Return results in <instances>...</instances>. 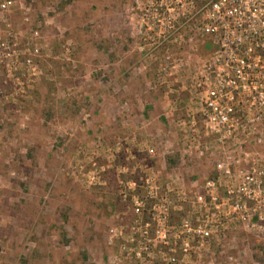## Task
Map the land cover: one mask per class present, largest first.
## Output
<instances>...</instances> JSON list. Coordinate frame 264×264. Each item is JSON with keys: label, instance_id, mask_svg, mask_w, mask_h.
Here are the masks:
<instances>
[{"label": "rangeland", "instance_id": "374dc122", "mask_svg": "<svg viewBox=\"0 0 264 264\" xmlns=\"http://www.w3.org/2000/svg\"><path fill=\"white\" fill-rule=\"evenodd\" d=\"M132 2L15 0L0 12V39L10 32L19 55L33 46L41 53L34 75L21 62L9 75L0 64V264H144L121 250L135 244L125 232L133 219L130 198L123 200L119 183L139 180L144 164L163 185L188 180L190 165L175 154L173 120L184 119L192 105L186 65L207 52L198 45H147L143 22L154 24L155 15L132 12ZM148 53L146 62H133ZM176 56L186 71L172 69ZM159 100L177 110L141 108ZM130 101L139 109L131 110ZM141 117L167 123L146 133V146L158 156L136 148L131 161L125 124ZM181 215L173 208L170 222ZM231 227L212 243L224 250L212 252V264L228 256L264 264V238ZM154 246L147 264L163 263L158 252L165 249ZM207 254H195L193 264H208Z\"/></svg>", "mask_w": 264, "mask_h": 264}, {"label": "built area", "instance_id": "2783aa9c", "mask_svg": "<svg viewBox=\"0 0 264 264\" xmlns=\"http://www.w3.org/2000/svg\"><path fill=\"white\" fill-rule=\"evenodd\" d=\"M13 6L15 0H2L0 12ZM132 6V12L155 15L150 17L154 24L143 22L147 45H198L207 54H195L186 65L192 105L176 123L175 154L181 165L189 163L188 180L163 185L144 164L137 168L142 173L139 180L119 183L123 200L130 198L133 219L125 232L128 243L135 244L121 250L147 264L154 245L161 243L162 262L178 264L177 253L184 258L202 250L209 253L212 243L223 241L231 226L263 239L264 0H133ZM3 26L10 27L4 20ZM7 36L0 39L4 72L9 75L10 68L21 62L34 75L40 49L33 46L19 55L16 40L10 32ZM150 53L144 58H152ZM172 63L173 70L186 71L180 57ZM144 153L151 159L158 156L152 146H146ZM173 208L182 215L172 224ZM113 232L122 235V230ZM223 260L239 264L234 256Z\"/></svg>", "mask_w": 264, "mask_h": 264}, {"label": "crops", "instance_id": "0c3cea01", "mask_svg": "<svg viewBox=\"0 0 264 264\" xmlns=\"http://www.w3.org/2000/svg\"><path fill=\"white\" fill-rule=\"evenodd\" d=\"M147 58L145 57H139V60H133V62H140V61H144V62H146L147 60H146ZM132 62V63H133ZM153 64H151V66H152ZM153 70H152V68H150V69H148L147 71H146V73H144V74H141L140 76L142 77V78H145V77H148V75H149V73L150 72H152ZM141 82H142V80H141ZM179 93H180V91H178ZM170 94H171V96H172V94H177V90H174V91H170ZM169 94V95H170ZM182 94V93H181ZM183 96V95H182ZM189 97H191L190 95H188ZM159 99V98H158ZM176 100V99H175ZM132 101V100H131ZM129 102V106H130V108H131V110L133 109V107H135V108H138L139 109V107H138V105L136 106L135 104H133L134 102ZM184 103V102H183ZM142 104V109L143 108H151V109H156V108H160V109H162V110H167V108H169V110L171 109L172 111L173 110H177V105H176V107L174 106V105H172V103H171V106L172 107H170V105H168L165 101H161L160 102V100L157 102V101H155V103H154V105H151V104H148L147 106H145V102L144 103H141ZM180 105H181V107H182V101L180 102ZM170 114V113H169ZM177 119L175 120H173V130L175 131V133H174V136H173V142H174V145H175V141H176V138H177V135H178V132L176 131V129H177V127H176V123H177ZM126 122H128L127 124H125V132H127V133H125V134H127V135H125V138H126V140H127V138L129 139V141H130V145H129V147H128V149H130V150H128V152H126L127 153V155H128V157L130 158V160L131 161H133V160H135V152H137V149L136 148H141V152H143L144 153V148L146 147V144H147V132H150V128H148L149 126H152V124H153V126L155 125V126H157L158 127V129H160L159 127L160 126H164V124L165 123H167V121H166V117H165V119H161V120H159L158 119V121H154V123H153V121H149V119L148 118H143V117H141V119H139V120H137V121H135L134 119H129V120H127ZM137 124H139V126H140V132L138 131H133V129L135 130V129H137ZM115 126L117 125V124H114ZM144 143H145V145H144ZM144 145V146H143ZM148 146V145H147ZM130 151V152H129ZM144 155H145V153H144ZM136 156H138L137 154H136ZM217 250H220L219 248H218V245L217 246H214V244L212 245V247L209 249V253L208 252H206V253H208L207 255H206V257H205V259H207L209 262H211V264H212V261H211V259L210 258H212L210 255H212L213 253H214V251H217ZM213 252V253H212ZM210 257H209V256ZM176 257H177V259L180 261V264H190V262H192V264H193V261L192 260H194L195 259V257H192V258H184L180 253H177L176 254ZM182 260H184L183 262H182ZM189 260V261H188ZM188 261V262H187ZM208 261H206V263H208V264H210ZM160 264H165V263H160Z\"/></svg>", "mask_w": 264, "mask_h": 264}]
</instances>
